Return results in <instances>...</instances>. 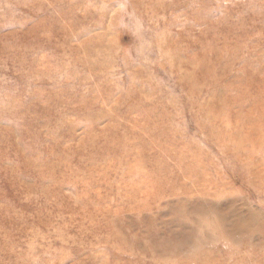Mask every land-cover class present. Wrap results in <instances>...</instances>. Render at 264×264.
Returning <instances> with one entry per match:
<instances>
[{"label": "rangeland", "instance_id": "374dc122", "mask_svg": "<svg viewBox=\"0 0 264 264\" xmlns=\"http://www.w3.org/2000/svg\"><path fill=\"white\" fill-rule=\"evenodd\" d=\"M0 264H264V0H0Z\"/></svg>", "mask_w": 264, "mask_h": 264}]
</instances>
